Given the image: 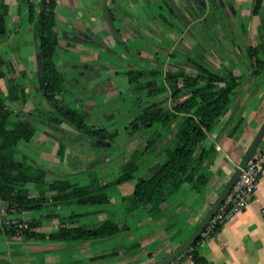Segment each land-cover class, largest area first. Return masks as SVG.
I'll return each mask as SVG.
<instances>
[{
  "label": "rangeland",
  "instance_id": "obj_1",
  "mask_svg": "<svg viewBox=\"0 0 264 264\" xmlns=\"http://www.w3.org/2000/svg\"><path fill=\"white\" fill-rule=\"evenodd\" d=\"M165 1L167 3L165 5L154 3L149 7H144L145 11L149 13L150 19L149 22L144 23L145 31L146 28L149 29V33H142L144 41L141 36L133 38L130 33L119 34L123 38L125 35L124 41L129 46L126 52L119 47L118 33L113 29L106 15L103 19L105 20L104 27L108 31L106 32L107 36H103L97 30L94 34L97 35V40L103 44L107 45L106 43L110 42L109 48L105 45L102 49L89 47L86 52L76 48L74 41L64 36L71 26L69 21L73 18L74 12L70 11L69 5H57L56 30L59 37V48L55 64L64 77L62 93L58 99L71 108L84 112L88 127L92 131H98L99 134L92 140L67 124L58 129L40 121L36 124L37 132L34 138L30 142L21 141L14 152V158L30 165L39 166L47 172L45 183L41 189L48 195L51 192L47 191V185L56 180L67 179L71 185L80 184L81 186L88 185L94 179H99L102 185L116 183L119 178L129 172L127 164L132 160L136 162L137 171L132 172L133 179L129 183L116 185L107 191L111 200L110 204L60 207L49 203L42 210L34 211L32 215L28 216L9 213L6 204L0 203L4 205H0V226L3 230L10 228L9 223L13 222H16V225L25 226L27 224L29 227L39 223L38 227L33 226V231L39 236L46 235V240L39 238L31 241L21 235L19 231L14 236H8L6 232L1 233L0 264L79 263L83 257L82 248L86 247V243H83L82 248L64 250L61 244L49 239V236L55 234L63 225L59 217L55 218L54 215H59L61 218L73 214L83 215L75 219V223L88 226L110 219L123 223L126 222L127 216H132L134 220L130 224L134 225L133 235L135 239L139 240L141 235L149 231L147 226L157 224L160 218L166 221L170 218H178L180 227L169 233L175 244L184 242L192 232L191 227L186 228L189 220L188 210H190L188 206L198 200L192 198L194 194L199 193L194 192L187 184L169 201L177 203V207H181L179 211L164 216L173 207L167 206L168 204L163 205V214L154 220L151 219L149 225L140 226L145 223L148 216L144 210L134 212L133 206L129 202L123 201L126 193H132L136 184L142 179L149 178L152 171L167 160V153L176 147L179 137H184L183 135L176 136L178 131L176 126L168 132L161 127V123H156L150 129H136L131 126V123L138 113L143 115L152 111L155 108V102L161 103L164 109L172 108L175 98L172 97L173 91L166 79L168 73L196 77L202 68H208L216 76H225L226 69H229L236 77L242 79L243 83L248 84L256 78L255 74L258 70L246 62L241 53L242 43L236 33L229 31L228 25L224 28L225 33L214 30L218 24L215 10H212L208 16V32L206 33L202 29V24L193 21L195 17L189 13L191 10L188 6L189 0H170L178 5V9L184 12L183 15L180 12L174 14L172 8L168 6V0ZM222 1L218 0V5L223 13L218 11V14L225 25L227 13L223 8ZM39 2L41 3V0ZM106 8L108 11L109 7ZM158 12L162 13L168 21L175 23L178 27V29H174L176 33H173L167 23L165 24L166 33L155 31L158 25V18L155 15ZM41 13L40 4L38 12L34 13L35 18H40ZM10 18L9 16L8 34L1 39L0 44V54L6 62L3 67V75H0V101L11 109L13 122L21 113L43 119L42 112L51 111V106L40 91L41 66L35 21L29 19L27 7L22 8L19 21L16 24L11 22ZM234 20L236 19L234 18ZM116 25L120 27V22L117 21ZM78 26L81 27L80 29H84L88 25L78 23ZM15 28L16 31H14ZM11 34L14 39H9ZM106 37H109V41ZM147 38L149 48L147 47ZM249 46V49L253 51L254 46L251 44ZM139 50L142 53L132 57L133 52L137 53ZM117 51H121L119 57ZM81 56L91 58L93 62L90 65H99L101 68L96 70L85 68L86 70L81 72L82 70L79 68L84 64L80 60ZM131 58L133 60L135 58L142 59V62L139 65L128 66ZM112 64L115 65L114 68H112ZM132 69L160 72L161 75L146 79L144 85L147 88L144 91H138L128 77L129 70ZM81 83L84 87H80ZM13 85H17L18 89L24 87L26 91L23 98L21 92L17 90L18 100L16 102H12L9 97V90ZM149 90L154 91L156 96L151 97ZM180 100L183 101L184 98H180ZM176 118L178 121H183L184 115L177 113ZM156 131L158 132L155 136L158 139L156 145L148 153H145L149 141L152 140ZM217 132L208 135L206 147L214 145ZM187 151L193 158L197 154L198 148L190 144ZM57 169L60 170L56 172ZM213 171L215 169L211 170L210 167L208 171L210 179L213 177ZM219 175L215 180L210 181L208 188H215ZM28 187L32 197H36L38 192L35 184H30ZM85 249L87 248L83 249L84 253ZM151 250L153 252L150 254L153 255L160 248L156 245ZM114 253L110 252L112 256L115 255ZM150 254L147 255L145 252L137 254L136 260L132 263L145 264L149 258L153 257ZM187 256L190 255L182 257Z\"/></svg>",
  "mask_w": 264,
  "mask_h": 264
},
{
  "label": "trees",
  "instance_id": "obj_2",
  "mask_svg": "<svg viewBox=\"0 0 264 264\" xmlns=\"http://www.w3.org/2000/svg\"><path fill=\"white\" fill-rule=\"evenodd\" d=\"M56 3L57 0H53L47 5L46 0H41L40 18H35L33 9L30 10V20H35V33L39 40L40 72L44 79V88L41 89L40 85V91L51 106V111L42 112L43 119L33 116V120L23 118L21 113L13 122L11 109L0 101V202L6 204L9 213L16 211L23 214L40 211L49 203L60 207L110 204L111 200L107 191L116 185L129 183L133 179L132 172L137 171L136 162L132 160L127 164L129 172L119 178L116 183L102 185L99 179H94L88 185L81 186L80 184L71 185L67 179L56 180L47 185V191L51 192L48 195L41 189L45 183L47 172L39 166L30 165L14 158L18 144L21 141L30 142L34 138L37 132L36 124L40 121L58 129L67 124L92 140L99 134L98 131H92L88 127L84 112L73 109L58 99L62 93L64 77L55 64L59 48V37L56 30ZM9 8L6 0H0V44L1 39L8 34ZM249 56L251 62L255 61L259 68L255 74V77L258 78L264 70V53L259 54L253 49V51L250 50ZM5 65L6 62L0 54V75H3ZM145 77L143 72L129 74L132 85L138 91H144L147 88L144 85ZM166 79L173 91L172 97L175 98L172 108L164 109L161 103L155 102V108L143 115L138 113L131 126L136 129H150L156 123H161V127L168 132L176 126L178 128L176 136L183 135L184 137H179L176 147L167 153V160L152 171L149 178L142 179L135 185L130 195L123 197V201L129 202L133 206L134 212L144 210L153 219L163 214V205L173 204L169 201L180 192L185 184L199 194L207 191L211 181L208 171L215 159L214 145L205 146L208 135L216 129L230 111L237 109L238 99L244 94L242 79L227 69L225 76H216L211 69L202 68L196 77L168 73ZM17 90L21 92L23 98L25 97L24 87L18 89L17 85H13L9 90L12 102L18 100ZM149 94L152 97L156 93L149 90ZM180 98H184V100L181 101ZM177 113L184 115L183 121L177 120ZM11 125L12 128H10ZM157 133L156 131L153 136L155 137ZM153 138L149 141L145 153H148L156 145L158 139ZM190 144L198 148L197 154L193 158L187 151ZM263 145L264 142L258 153L264 152ZM30 184L36 186L38 192L36 197L31 195V190L28 187ZM81 216L83 215L73 214L61 218L59 215H54L55 218L59 217L63 225L55 234L50 235L49 239L67 246V249L70 250L78 248L83 243L99 242L122 236L131 229L125 222H115L114 219L94 223L92 226L76 224L75 219ZM39 225V223L30 225V229L21 235L31 241L39 238L46 240V235L39 236L33 231V226L38 227ZM220 230L221 228L217 232ZM3 232H6L8 236H14L18 233V229L11 227L3 230L0 226V234ZM202 239L201 236L193 247L183 255H191L195 264H204L197 251Z\"/></svg>",
  "mask_w": 264,
  "mask_h": 264
},
{
  "label": "crops",
  "instance_id": "obj_3",
  "mask_svg": "<svg viewBox=\"0 0 264 264\" xmlns=\"http://www.w3.org/2000/svg\"><path fill=\"white\" fill-rule=\"evenodd\" d=\"M189 1L188 3L191 7L190 14L195 17L193 21L202 24V29L206 33L208 32V16L212 10H215L216 22L218 24L214 30L225 33L224 28L228 25L229 31L231 30V32L236 33L239 41L242 43L241 53L246 62L259 71L255 61L251 62L250 60L249 45L254 46V51H257L259 54L264 53V0H223V8H225V12L227 13L225 25H223V21L218 14V11L223 13L218 5V0ZM6 3L10 7L7 21L9 22L8 17L10 16L11 22L15 24L19 21L22 8L27 7L30 19V10L33 9L34 13H36L40 5L39 0H6ZM154 3L165 5L166 1L57 0L55 14L57 5H69L70 11L74 12V15L69 21L71 23L69 30L63 35L69 40H73L76 48L86 52L89 47L98 46L97 35L94 34L95 30L101 32L103 36H107L106 32L108 31L104 27L105 20L103 19L107 6L109 7L108 11L114 22L116 33L119 28L121 33L128 34L132 32L133 28L143 31L144 22L149 21V13L145 11L144 7H149ZM168 4L174 14L177 12L182 13V15L184 14V12L178 9L176 3L168 0ZM258 6L259 8L257 9ZM158 14L160 13L158 12ZM160 15L163 16L162 13ZM117 21L120 22V27L116 25ZM165 21L166 23L168 22L167 19ZM78 23H85L88 26L87 28L80 29L81 27L78 26ZM170 28L173 33H176L174 29L177 27ZM14 31H16V28ZM106 38L109 41V37ZM9 39H14L13 34L9 35ZM109 43L106 44L110 46ZM80 60L89 66L93 62L91 58L85 56H81ZM242 87L244 94L238 99L237 109L230 111L213 131L216 133L219 130L214 141L215 159L211 165V170L215 169V171H213L211 181L215 180L218 174L220 175L215 188L209 187L202 194H194L192 199L197 198L198 200L188 206L190 210H188L189 220L186 228L191 227L193 229L189 236L200 225L213 202L224 189L264 123V70L261 76L255 78L251 83L246 84L242 82ZM237 135L239 136L237 137ZM59 170L57 169L56 172ZM130 194L126 193V195ZM167 206H171L173 209L168 213L166 212L164 216L178 212L181 208L177 207V203L168 204ZM12 212L13 214H21L16 211ZM33 213L25 212L23 215L30 216ZM147 215L145 223L140 226H144V224L149 225L151 219L154 220L148 213ZM126 219L125 223L131 229L126 231L122 236L99 242L86 243V247H83L84 244L79 245L78 248L83 247L81 253L83 257L80 261L81 263L77 264H133L132 261L136 260L137 254L145 252L148 255L153 252L151 248L157 245L160 250L153 255L150 254L153 257L149 258L145 263L154 264L189 238L188 236L184 242L181 241L179 244L172 242L169 233L176 231L180 227L179 220L178 218H170V220L166 221L160 218L158 219V225L154 223L151 226H147L149 231L141 235L140 240L135 239L133 235L134 225L130 224L134 218L127 216ZM61 246L62 249L68 250L65 245ZM84 248H87L85 249L86 254L84 253ZM197 251L204 264H264V176L256 197L247 208L221 228L211 239L201 242L198 245ZM110 252L118 254L112 256ZM178 264L195 263L190 255L182 257L178 260Z\"/></svg>",
  "mask_w": 264,
  "mask_h": 264
},
{
  "label": "built area",
  "instance_id": "obj_4",
  "mask_svg": "<svg viewBox=\"0 0 264 264\" xmlns=\"http://www.w3.org/2000/svg\"><path fill=\"white\" fill-rule=\"evenodd\" d=\"M53 0H46L47 5ZM264 176V152L256 154L247 168L243 171L239 181L233 188L230 195L222 204L212 221L202 234V241L206 242L211 239L215 233L232 221L239 215L247 206L254 200L259 190V185ZM16 222L9 223V227H15L19 233L29 230L30 227L26 224L16 225ZM171 264H178L174 261Z\"/></svg>",
  "mask_w": 264,
  "mask_h": 264
},
{
  "label": "water",
  "instance_id": "obj_5",
  "mask_svg": "<svg viewBox=\"0 0 264 264\" xmlns=\"http://www.w3.org/2000/svg\"><path fill=\"white\" fill-rule=\"evenodd\" d=\"M105 15L108 16L109 21L113 27V29L116 31L114 22L111 18V15L108 11H105ZM41 66V64H40ZM40 85L41 89L44 88V79L40 75ZM23 118L27 119H34V117L30 114H22ZM264 142V123L261 126L260 130L256 134L255 138L253 139L252 143L250 144L249 148L247 149L245 155L243 156L242 160L236 167L234 173L231 175L229 181L225 185L224 189L221 191L217 199L213 202L211 205L209 211L207 212L206 216L200 223V225L197 227L195 232L179 247H177L175 250H173L171 253H169L167 256H165L160 261L154 263V264H171L174 261L178 260L180 257H182L187 251H189L193 245L197 242V240L202 236L210 222L212 221L213 217L216 215L222 204L225 202L227 197L232 192L233 188L239 181L243 171L247 168L249 163L253 160V158L256 156L261 144Z\"/></svg>",
  "mask_w": 264,
  "mask_h": 264
},
{
  "label": "flooded vegetation",
  "instance_id": "obj_6",
  "mask_svg": "<svg viewBox=\"0 0 264 264\" xmlns=\"http://www.w3.org/2000/svg\"><path fill=\"white\" fill-rule=\"evenodd\" d=\"M188 6L190 7V5L188 4ZM190 9H191V7H190ZM189 13H190V11H189ZM157 18H158V20H157V22H158V25L156 26L157 27V29L155 30V31H157V33H166V31H165V24H166V21H165V18H164V16H161L160 14H156L155 15ZM161 18V19H160ZM149 21H150V19H149ZM148 21V22H149ZM147 22V21H146ZM146 22H144V23H146ZM167 24L168 25H170V27H172V28H175V27H177L176 25H175V23H173V22H170V21H168L167 22ZM144 25V28H143V31H140L139 29H136V28H133V30H132V32L130 33L131 34V36L133 37V38H138V37H140L141 36V38H142V40L144 41V36L142 35V33H149V29L148 28H146V31H145V24H143ZM176 29H178V27L176 28ZM118 44H119V47H121L122 48V51H127L128 49V45H127V42L126 41H124V38H123V36H121V35H119L120 33H121V30L118 28ZM104 45L105 44H103L102 42H100L99 40H98V48L100 49H102L103 47H104ZM107 48H109V46H107V45H105ZM147 47H148V38H147ZM149 48V47H148ZM118 53H117V55H118V57L120 56V54H121V51H117ZM134 54L132 55V57H136L137 56V54L139 55V54H141L142 52L139 50V51H137V53H135V52H133ZM180 60V59H179ZM186 60V59H185ZM187 60H188V58H187ZM183 61V60H182ZM141 62H142V59H139V58H135L134 60H133V58H131V61H130V63H128L127 65L128 66H133L134 64H141ZM96 64V63H95ZM113 66H115V65H113L112 64V68H114ZM85 68H88V70H96V69H99V68H101V66H99V65H95V66H89V65H87V64H83V66H81L79 69L80 70H82L81 72H84L83 70H86ZM134 68V67H133ZM135 72H143V73H145V75H146V77H145V80L146 79H148V78H156V77H159L160 75H161V73L160 72H148V71H145V70H138V69H136V70H134V69H132V70H129V74L131 73V74H133V73H135ZM128 77H129V75H128ZM108 80H110V79H108ZM144 80V81H145ZM99 86H100V84H98ZM97 86V85H96ZM80 87H84V85H82V83H81V85H80ZM156 96V94L154 95V96H152V97H155Z\"/></svg>",
  "mask_w": 264,
  "mask_h": 264
}]
</instances>
